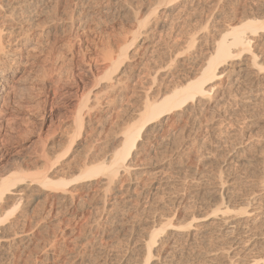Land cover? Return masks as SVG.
<instances>
[{
	"label": "bare ground",
	"instance_id": "obj_1",
	"mask_svg": "<svg viewBox=\"0 0 264 264\" xmlns=\"http://www.w3.org/2000/svg\"><path fill=\"white\" fill-rule=\"evenodd\" d=\"M73 1L71 0L68 14L65 11L66 9L64 10V14L69 15L70 13L75 18L78 14H82L84 10H93L99 7H102L100 12L106 18L107 15L114 11V6L119 3L118 0ZM203 1L145 0V15L143 12L144 8H140L136 12L131 11L133 15L130 16L135 26V38H141L143 43L138 44L134 51H129L128 45L126 46L127 41L123 40L121 41L122 45L120 44L119 50L117 49L118 51L114 52L104 50V40L101 41L103 43L100 45V47L102 46V53L98 54L100 58L96 57L99 64L94 70H90L91 77L88 84L94 85L99 81L98 84L106 83V85L94 92L86 87L88 84H78L76 86L75 92L79 98L78 103L81 104V109L85 108V111L80 112L76 119H74V123H76L79 131L66 139L61 138L58 140V143L62 144L60 146L62 149L56 147V141L48 148H44V146L42 151L33 156H18L22 163L32 166V169H29L31 172L25 168H20V166L16 171L14 170V172L12 171L10 174L0 177V211L2 210L0 224L5 225L7 222L5 223L4 221L21 206V203L25 204L27 198L23 197V194L26 192L32 191L31 193L33 194L26 204L30 205L32 201L37 200L42 194H46V196L47 194H51L55 196L53 199L54 204H58L63 209L68 210L67 208L77 204L76 201L82 202L81 200L85 198V195L92 190L93 198L100 196L99 201L96 203V205H99V210L97 211L99 220L85 232V236L80 237L78 235L77 237L78 232H76V235L74 234L76 236L74 239H79V243L75 244L78 251L77 254H79L76 264H91L89 263L90 257L88 255L89 249L98 244L95 239L96 231H103V234L105 233L106 235L109 234L110 225L115 223L114 219L123 217V214L127 216V214H130V211L140 212L138 209L139 203H143L142 200L147 198V201L150 200L152 202L156 199L152 198V195L160 193L162 191L160 189L164 188L165 185L170 186V181L167 180L155 182L151 185H148L146 182L143 185L141 181L137 180V177L131 171L135 165L132 158L137 155V152H145L146 154L147 152L156 153L157 151L160 152V149L167 148L170 144V138L174 135L172 133L176 129H180L178 125L169 126L170 121L174 117H177L178 119H186L189 122H196L197 119L203 117L205 109H208L214 98L216 99L218 96H221L220 94H222L224 87L229 88L228 90L235 89L232 91L235 94L242 88H245L244 91L246 88H249L248 91L250 93L248 92L247 95L237 96V94H234L233 97L235 98L233 101H235V104L248 107L254 104V102H259L262 94L260 91H263L262 88L260 90L259 83L264 82V2L258 1L255 3L252 0L250 1L254 3H249V0H229L223 2L227 3L224 6H226L225 14H227L229 20L226 24L223 23V25L216 28L218 34L214 33L216 36L210 40L211 44H208L211 46H208L205 51L203 49L199 51V56L202 54L200 58H198V53H196L195 55L192 54L190 58H185V60L181 61L184 52L177 51L176 46H174L175 41L172 44L167 43L162 45L160 43V38L158 39L160 36H157L158 33L170 28L171 24L176 20L178 21L183 15L185 16L190 10H194L192 11L193 14L195 12H203L204 9L202 7H207ZM51 2L54 5V9L49 5ZM69 2L65 3L68 4ZM217 2L219 4L221 0H217ZM242 5L249 6L252 10V14H248L249 16L245 19L238 18V11ZM65 6L63 0H0V151L6 145L13 144L12 133H14L15 128L11 123L14 121V118L10 115L15 110L13 108L24 105H20L18 102V97L23 94V87H19L21 76L24 74L20 75V73L23 72L22 67L25 65L23 53L21 52L22 47L29 43V33L32 29L42 27L44 29L36 31L35 35L38 37L47 36L51 32L50 28L62 24L64 20L59 15L63 12L62 8ZM44 13L47 14L45 21L41 22L43 24L36 23V18ZM89 17L86 19L88 20ZM94 18L93 21H95ZM61 20L63 21L60 22ZM80 21L84 20L81 19ZM85 23L87 22L85 21ZM206 27L208 26L206 25ZM6 38L10 39L5 40ZM11 38L13 39L11 40ZM197 39L198 37L193 34L186 37L184 42L188 43V46L190 45L189 47L191 48L194 47ZM165 58L168 59L166 64L176 61L177 63L181 62V66L185 61L192 59L195 66L187 71L182 78L178 77L179 80H172L173 78L168 80L170 76L167 73L165 75L161 73L163 68L166 67V64L163 62ZM127 64L129 66L126 67ZM124 68L127 71L125 70V73L122 74ZM74 75L79 80L84 75L87 76L83 70H78V73H74ZM141 75H145V80L148 79L147 82L145 81L148 90H151L152 88H149V86L152 87L153 85L155 86V90H153L152 94H150L151 91L148 92L146 90L143 100L139 103L140 107L131 108L129 115L127 114L128 123L123 136L120 138L114 137L113 141H111V148H114V150L110 151L111 148L107 150L101 160L97 162L90 161L91 157L87 155L85 163L82 166L83 169L81 170L80 168L81 172L77 176L76 174L75 176L72 175L70 179L61 175L53 176L50 174V166H55L59 160L67 157L66 155L72 150L76 139L80 137L81 131L86 132V129L93 123H101L100 120L104 117L101 118L99 116L100 120L97 119L94 116L95 111L93 112L95 108L101 107L103 110H108L111 105H115L118 101L121 103L120 106L126 105L128 107L127 104L130 103L129 99L132 97L129 93V89L133 87H131V83L137 76L141 77ZM238 88L241 89L238 90ZM29 108L27 107L28 110ZM81 109L79 108V110ZM105 116L107 117L108 115ZM250 117L252 120L256 119L255 113ZM26 120L28 119L26 118ZM28 125L33 124L30 122ZM219 126L214 125L211 127L210 132L216 134V136L221 135L222 130ZM17 132L18 130L15 131V133ZM93 136L95 134L92 135L91 140L87 143V145L89 144L88 146L96 142V136ZM206 138H195L193 141L185 143V146H187L185 150H176L177 157L182 159L185 153L189 152L191 154L195 152L199 145L207 143L208 140ZM118 140H122L121 144L115 145ZM199 140H202V142ZM242 143L241 141L237 144H241L242 146ZM135 151L137 152L134 153ZM223 172L220 170V174L217 177L218 180L213 185L210 184L211 186L208 188L202 187L201 183L194 185L196 188H194L195 192L193 196L198 197L201 202H195L197 205H200L197 206L198 208L191 210L192 212L187 213L186 218H182V222L178 220L180 222L177 223V219L171 217L165 211L166 207L164 204L166 203L160 200L163 199L161 198L162 195H155L158 199L153 203L149 201L150 206L153 204L152 208L150 207L151 210L153 209L152 215L149 216L147 213L140 227L131 226L132 232L128 238V245L133 246V249L126 250V253L121 255V264H193V259L188 256V251L190 248L195 247L199 239H208L207 243L211 247L220 245L224 250L222 252L227 262L220 261L218 255L212 253L211 250L212 254H209L210 252L208 251L209 255H205V259L201 260V263L198 262V264H264V197L258 193L262 189L254 192L248 198L242 197L240 201L241 196L238 195L234 188L230 189V195L228 194L230 193L229 191H227L228 193L225 191L226 184L230 180L226 178ZM136 174L139 175V173ZM101 177H105L107 181L100 187L99 182H101ZM125 182L127 183L125 184ZM211 193H215L220 197L218 198L219 200L215 201L212 198L213 202L210 197ZM176 195L172 197V203L180 205L185 197L184 195L180 197V194ZM195 203L194 206L196 205ZM82 207L85 206H81L80 210H71L74 217L77 218L81 215L80 218L85 219L88 212ZM202 209L210 210L214 214L215 221L210 225L205 224L207 220L200 212ZM17 218L23 219L24 223H26L27 215L23 212ZM20 219L17 220L20 221ZM24 223L23 228L25 227ZM60 228L62 227L60 226ZM8 229L3 231H8ZM7 234L5 235L4 233L0 237L4 241L1 245V249L4 252L8 251L7 248L11 247L12 242L22 244L32 241L29 238L24 240L25 237L22 236L25 234V231L23 230L14 231L10 234L7 232ZM65 235L64 232H59L55 237L59 240L60 238H64ZM213 235L216 236L218 241H212ZM10 236H13V238ZM68 249L69 245L64 244L61 252L65 253ZM213 249V251H218V249ZM14 255V253L11 255L12 258H16ZM6 256H9V254ZM55 259L56 257L52 261L50 259L51 263L48 260L49 263L46 264H64V261L61 262L60 258V260ZM66 263L68 264V262ZM104 263H106V260H104Z\"/></svg>",
	"mask_w": 264,
	"mask_h": 264
},
{
	"label": "rangeland",
	"instance_id": "obj_2",
	"mask_svg": "<svg viewBox=\"0 0 264 264\" xmlns=\"http://www.w3.org/2000/svg\"><path fill=\"white\" fill-rule=\"evenodd\" d=\"M68 1H70L68 3L69 6L65 3ZM68 1L63 0L64 6L66 5L69 8L66 6V8L63 7V12L59 15L63 17L64 22L58 24L57 27L50 28L51 32L47 36L38 37L35 35L39 30L44 29L42 27L32 29L29 33V43L22 47L21 52L23 53V61L25 65L22 67L23 72L20 73V75L24 74L21 76L22 82L20 81L19 87H23V94L19 96L22 98L18 97L19 101H17L20 105L24 104L26 107L22 105L21 107L18 106V108H13V110H15L10 114L11 117L14 118L11 125L15 128V131L18 130V132L15 133L14 131V133H12L14 136H12L13 144L6 145L0 151V177L8 175L12 171L14 172V170L16 171L20 166V168H25L31 172L29 169H32V166H27L25 163H22L19 158L20 156H33L42 151L44 146V148H48L56 141V147L62 149L60 147L62 144H59L58 140L61 138L66 139L79 131L76 123H74V119H76L80 112H84L85 108L81 109L82 107H80L81 104L78 103L79 98L75 92V88L78 84L83 85L89 83L88 81L91 77L90 70H94L99 64L96 57L100 58L98 54L102 53V46L100 47L101 44L104 43V50L117 52L122 45L121 41L123 40L127 41L126 46L128 45L129 51H134L138 44L143 43L141 38H135V26L134 22L131 21L132 18L130 16L133 15L131 11L136 12L140 8H144L143 12L145 15V0H118L119 3L114 6V11L107 15L106 18L103 17V14L100 12L102 7L93 10L90 9L91 11L88 9L86 11L84 10V13L82 12V14L77 13L78 16H76V18L70 13V16L66 15L64 12L67 11L68 14L71 7V0ZM226 1L229 0H221V3L218 4L217 0H204L203 2L207 7H202L204 11L201 8L203 12H195L196 14H193L192 11L194 10H190L185 16L183 15L178 21L176 20L171 24L172 26L170 25V28H167V30L164 29L161 33H158L157 36H160L158 37V39L160 38V43L162 45L167 43L172 44L175 41L174 46H176L177 51L184 52L181 61L185 60V58H190L192 54L195 55L196 53H198L197 56L200 58L202 54L199 56V51H202L201 49L205 51L208 46H211L208 44H211L210 40L216 36V28L223 25V23L226 24L229 20L227 14H225L226 6H224V4L226 5L227 3H223ZM252 1L255 3L258 1L264 2L263 0ZM252 1L249 0V3H254ZM51 4L52 2L49 3V5L54 9V5ZM46 14L39 15L36 18V23L42 25L43 23L41 22L45 21ZM248 14H252V10L249 6L242 5L238 11V18L245 19L249 16ZM87 15H92L93 17ZM88 17L89 21L86 19ZM93 18L95 21H93ZM102 18L104 19L102 20ZM81 19L84 21L81 22ZM85 21L87 23H85ZM71 23L75 24L72 25ZM206 25L208 27H206ZM193 34L198 37V39L196 40L194 47L190 48V45L188 46V43H185L184 41L186 40V37L192 36ZM8 39L10 38H6L5 40ZM12 39L13 38H11V40ZM101 41H103V43ZM72 48L73 50H71ZM163 60L165 64L168 62L167 58ZM180 63L175 61L170 64L169 62L165 65L166 67L163 68L161 72L162 75L167 73V75L170 76L168 77V80L172 78V80H179L178 77L182 78L187 71L195 66L192 59L185 61V65L183 64L181 66ZM127 66H129V64H127L126 67ZM78 70H83L87 76L84 75L80 78L81 80H79V78L76 79L77 77H75L74 73L77 74ZM125 70L127 71V69L124 68L122 74L125 73ZM143 71L145 73V69ZM137 80L139 81L136 82ZM145 81L147 82L148 79L145 80V75H141V77L137 76L131 83V87H133L129 89V93L132 97L129 99L130 103L127 104L128 107L124 105L127 109L124 106H120L121 103L119 101V103H115L116 106L111 105L108 110H103L101 107L95 108L93 110V112L95 111L94 116H96L97 119H99V116L101 118L104 117L102 120L99 119L101 123H93V126H89L88 129H86V132L82 130L81 135L76 139L72 150L66 155L67 157L63 160H59L55 166H50V174L53 176L61 175L70 179V177L72 178V175L75 176L76 174L77 176V174L81 172L87 155L91 157L90 161H100L103 154L111 148V141H113V138H120L123 136L128 123L127 117L131 108L140 107L139 103L143 100L145 91L148 90ZM98 82L99 81L94 85L88 84L86 87L94 92L100 90L101 87L106 85V83L98 84ZM259 84L260 90L261 88L263 89V91H260L262 93L261 101L254 102V104L248 107L235 104V101H233L235 93L232 92L235 89H230V91L228 90L229 88L224 87L222 89V94H220L221 96H218L216 99L214 98V103H210L208 109H205V114L202 118L200 117L201 119L199 118L193 123L186 121V119H178L177 117H174V119L170 121L169 126L173 127L178 125L180 129H176L172 133L174 135L170 138V144L167 148L163 150L160 149V152L157 151L156 153L147 152L146 154L145 152H134H137V155L132 158L135 165L131 171L132 174L134 173V176L137 177V180L141 181L143 185L145 182L148 183V185H151L152 183L159 181H170V186L165 185L164 188L160 189L162 190V194L161 192L156 193L152 195V198L158 199L155 195H162L163 197L161 196V198L163 199L160 200H163L162 202L166 203L164 204L166 207L165 211L171 217H175L177 223L183 220L182 218L185 219V216L188 215L187 213L192 212L191 210L198 208L197 206L200 205L195 203H199L201 200L198 199V197L196 198L195 195L193 196L195 192L194 188H196L194 185H196V183H201L202 187L208 188L211 186L210 184L213 185L218 180L217 177L220 174V170L222 172L224 171L223 174L230 180L225 187V191L230 192H227L229 195L231 194L230 189L234 188L238 195L241 196H239L241 201L242 197L248 198L252 196L254 192L262 189L258 193L262 194L264 197V82ZM150 85L152 86V84ZM149 88H152L151 90H148V92L151 91L150 94H152L153 90H155V86H149ZM239 89L241 88H238V90ZM244 89L245 88H242L238 93L235 91L237 96L244 94L247 95L248 92L250 93V91H248L249 88H246V93ZM27 107H30L29 110ZM79 108L81 110H79ZM231 112L233 113L231 114ZM254 113L256 119H253V121L250 116ZM104 114L108 116L106 117ZM26 118L28 120H26ZM27 121L28 123L31 122L33 125H28ZM214 125H220L219 127L222 130V136H216V134L210 132L211 127ZM29 128H31V132L29 131ZM94 134L96 137H93L96 138H94L96 142H93L94 144L91 143V145L88 146L89 144L87 145V143L91 140L92 135ZM195 138H206L208 141L205 145H199L195 152H192L191 154L189 152L185 153L182 159L178 158L175 153L176 150H185L187 147L185 146V143L193 141ZM121 141L122 140H118L115 145H120ZM199 141L202 142V140ZM241 141L243 142L242 146L241 144H237ZM113 150L114 148L110 149V151ZM34 171L36 170L34 169ZM135 173H139V175H135ZM100 181L99 185L101 187L106 183L107 179L101 177ZM126 183L127 182H125V184ZM31 192L32 191H29V193L26 192L23 194V197L30 200L33 196ZM92 195L93 192L91 190L85 195V198L81 200L82 202L76 201L77 204L75 206L73 205V207L67 208L68 210L63 209L58 204H54L53 199L55 196L51 194H47V196L46 194L40 195L37 200L35 199L36 201H32L30 205L28 203V205L26 204V200L25 204L27 206L24 203H21V206H19L17 210H15L6 221H4L7 223L5 224L3 222L5 225L2 223L0 224V237L2 234L4 235V233L6 235L7 232L10 234L14 231L23 230L25 231V234L27 233L26 235L24 234L25 236H22L25 237L24 240L29 238L32 241L30 240V243L21 242L22 244L19 242V244L12 242L11 247L7 248L8 251L6 250V252H4V250L1 249V245L4 241L0 238L1 264H46L50 262V259L52 261L54 257H56L55 260L60 258L62 260L61 262L64 261V264L65 262H68V264H76L79 254H77L78 251L75 244L79 243V239L76 238V240L74 237H78V235L80 237L85 236V232H87V230L94 226L99 220V214L97 213L99 205H96V203L99 201L100 196H95L93 198ZM175 195H179L180 197L181 195L182 197L184 195L185 198L180 205L172 203L171 199ZM210 197L211 199H215V201H218V198H220L215 193H211ZM156 199L152 202L149 199L148 200L153 203ZM149 201H147L146 198L145 200H142L143 203H139L138 211L140 212L136 213L130 211V214H127V216L123 214V217L114 219L115 223L110 225V230L112 228L114 229L111 231L109 230V234H103V231L95 232V239L98 244L89 249V263L103 264L104 260H106V263L104 264H121V255H124L126 250L133 249V246L130 244L128 245V238L132 232L131 226L133 225V227L135 226L136 228L140 227L141 223L145 220L147 213L149 216L153 213V209H150L153 204L150 206ZM194 203L196 204V207L194 206ZM81 206H85L82 208L88 212V217L86 216L85 219L80 218L81 215L77 218L74 217L72 214L73 212L71 211L73 209H79ZM23 212L27 215L26 223H24L23 219L17 218ZM200 212L207 220L205 221V224L210 225L215 221L212 211L202 209ZM17 219H20V221ZM23 223L25 224L24 228L22 227ZM116 223L117 225H115ZM60 226L62 228H60ZM7 228H11V230L8 229V231L4 232L3 230H6ZM59 232H64L66 235L64 238L58 236L60 239L58 238L59 240H57L55 236L58 235ZM76 232H78V234ZM74 234L77 235L75 236ZM215 235L212 236L213 238L210 237L213 242H215V240L218 241ZM10 237L13 238V236ZM72 239L75 241H72ZM207 241L208 239H199L197 240L195 247L189 249L188 256L193 259L192 263H201V260L205 259V255L211 250L212 253L218 255L220 261L227 262L222 247L220 245H217L218 247H211L208 245ZM119 242L122 244H119ZM64 244L69 245V249L65 251V253H62L61 250L63 249ZM213 248L218 249L219 252L217 250L213 251ZM13 253L16 258H12L11 255ZM212 253L210 252L209 254ZM8 254L9 256H6Z\"/></svg>",
	"mask_w": 264,
	"mask_h": 264
}]
</instances>
